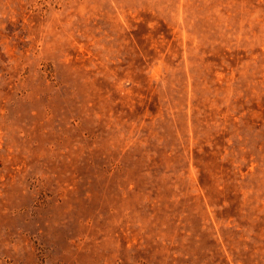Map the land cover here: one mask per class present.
Returning <instances> with one entry per match:
<instances>
[{"label":"rangeland","instance_id":"obj_1","mask_svg":"<svg viewBox=\"0 0 264 264\" xmlns=\"http://www.w3.org/2000/svg\"><path fill=\"white\" fill-rule=\"evenodd\" d=\"M0 264H264V0H0Z\"/></svg>","mask_w":264,"mask_h":264}]
</instances>
